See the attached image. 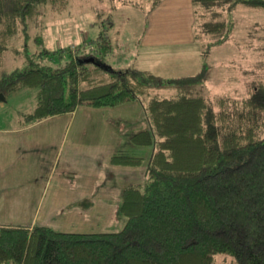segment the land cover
<instances>
[{
  "label": "trees",
  "instance_id": "obj_1",
  "mask_svg": "<svg viewBox=\"0 0 264 264\" xmlns=\"http://www.w3.org/2000/svg\"><path fill=\"white\" fill-rule=\"evenodd\" d=\"M240 1L264 7V0ZM42 2L63 9L69 0H0V92L37 89L22 122L72 112L78 105L139 99L150 128L132 140L152 144L153 150L146 180L122 191L121 228L76 232L1 224L0 264H216L218 252L238 264H264V79L242 97L218 94L210 102L205 89L212 66L205 47L204 60L192 73L118 66L107 60L113 48L107 27L89 46H60L58 54L38 50L37 56L54 54L56 66L7 67L13 39L42 23ZM236 2L193 0L196 24L221 39L228 26L224 11ZM111 161L140 164L144 158L115 154Z\"/></svg>",
  "mask_w": 264,
  "mask_h": 264
},
{
  "label": "crops",
  "instance_id": "obj_2",
  "mask_svg": "<svg viewBox=\"0 0 264 264\" xmlns=\"http://www.w3.org/2000/svg\"><path fill=\"white\" fill-rule=\"evenodd\" d=\"M170 5L178 10L166 8ZM158 6L140 43L131 46V40L122 38L120 58L115 60L163 75H168L165 69H173L170 66L192 67L179 75L197 71L204 60V44L195 31L193 0H162ZM29 88L35 87L12 91L4 99ZM2 119L0 225L45 224L76 232L122 227V191L146 180L153 150L152 144L132 140L134 133L150 128L142 100L114 106L78 105L72 112L29 123H15L6 115ZM115 154L141 156L144 161L113 163Z\"/></svg>",
  "mask_w": 264,
  "mask_h": 264
},
{
  "label": "rangeland",
  "instance_id": "obj_3",
  "mask_svg": "<svg viewBox=\"0 0 264 264\" xmlns=\"http://www.w3.org/2000/svg\"><path fill=\"white\" fill-rule=\"evenodd\" d=\"M159 4L153 5L150 0H69L65 8L55 9L50 3L42 2V23L29 27L21 36L13 39L5 53V65L9 68L29 65L56 66L58 60L54 54L41 57L36 55L38 50L47 47L57 49L54 53L58 54L60 46H79L81 43L88 45L89 40L104 27L108 29L113 46L107 60L120 65L122 62L115 59L120 58L117 56L123 43L122 38L131 40V46L138 45L139 37L149 25L153 11L160 7ZM172 6L174 5L166 8ZM174 7L178 10V7ZM224 16L228 26L219 40L202 31L201 26L196 24L197 15L194 20L195 31L204 44L202 48H206V60L212 66L205 89L210 102L218 94L242 97L260 79H264V7L251 6L237 0L225 9ZM193 57L194 54L190 52L188 59L192 60ZM67 58L66 56L59 60L65 61ZM170 68L173 69L164 70L168 75H179L180 72L192 70L191 66L185 67L186 69L174 66ZM32 89L37 90L29 88L22 94L0 99V122L5 120L2 119L3 115L15 123L24 119L23 113L35 104V96L30 92ZM216 264L238 263L230 254L218 252Z\"/></svg>",
  "mask_w": 264,
  "mask_h": 264
},
{
  "label": "water",
  "instance_id": "obj_4",
  "mask_svg": "<svg viewBox=\"0 0 264 264\" xmlns=\"http://www.w3.org/2000/svg\"><path fill=\"white\" fill-rule=\"evenodd\" d=\"M5 98V94L3 92H0V99H4Z\"/></svg>",
  "mask_w": 264,
  "mask_h": 264
}]
</instances>
